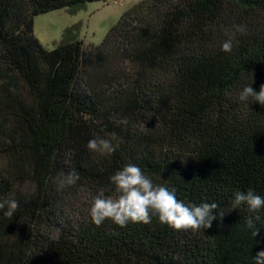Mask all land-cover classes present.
<instances>
[{"label":"trees","instance_id":"1","mask_svg":"<svg viewBox=\"0 0 264 264\" xmlns=\"http://www.w3.org/2000/svg\"><path fill=\"white\" fill-rule=\"evenodd\" d=\"M92 1L105 0H0V200L19 202L11 218L0 209V264H256L264 209L254 237L232 201L264 197V106L239 100L264 84V0H145L97 45L34 36L36 15ZM96 137L116 150L89 151ZM129 163L224 216L195 232L156 216L96 226L93 197L115 195Z\"/></svg>","mask_w":264,"mask_h":264},{"label":"clouds","instance_id":"2","mask_svg":"<svg viewBox=\"0 0 264 264\" xmlns=\"http://www.w3.org/2000/svg\"><path fill=\"white\" fill-rule=\"evenodd\" d=\"M234 27L235 31L241 35L247 32L245 25ZM233 39L234 37L223 42L221 50L231 52ZM250 85L243 87L239 93V100L264 106V84L260 86L259 91ZM120 123L126 125L128 121L124 118ZM116 147L117 145H113L109 139L99 137L88 140L86 144L89 151L103 155L112 154ZM78 179V173L72 171L63 176L60 186L73 185ZM110 181L114 185L115 195L105 196L103 192H100L93 197L89 208V215L96 226L105 219H111L120 227L126 226L129 222L148 224L152 217L156 216L160 223L174 230L195 232L210 228L213 220H218L225 214L216 212V215H213V210L219 207L215 201L193 206L186 205L177 199L174 187L154 185L141 168L133 163L126 164L116 171L110 177ZM233 197V208L244 206L247 212L252 214L245 219V226L253 230L252 235L255 237L259 232L256 224L261 220L259 212L264 209V197L257 195L252 189L236 191ZM5 207L7 210L4 215L11 218L19 208V202L16 199L0 200V209ZM255 262L264 264V250L255 254Z\"/></svg>","mask_w":264,"mask_h":264},{"label":"rangeland","instance_id":"3","mask_svg":"<svg viewBox=\"0 0 264 264\" xmlns=\"http://www.w3.org/2000/svg\"><path fill=\"white\" fill-rule=\"evenodd\" d=\"M142 1H92L73 9L51 10L34 17L33 34L46 49L71 39L97 45L126 11Z\"/></svg>","mask_w":264,"mask_h":264}]
</instances>
